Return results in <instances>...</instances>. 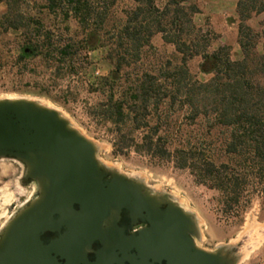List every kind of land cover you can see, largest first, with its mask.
<instances>
[{
    "label": "trees",
    "instance_id": "1",
    "mask_svg": "<svg viewBox=\"0 0 264 264\" xmlns=\"http://www.w3.org/2000/svg\"><path fill=\"white\" fill-rule=\"evenodd\" d=\"M132 1L135 6L124 10L123 18L109 24L118 0H0L7 6L0 16V29L27 35L21 59L29 55L49 61L55 55L61 65L78 54V42L47 29L42 13L61 18L64 23L76 20L85 32L81 43L87 51L105 46L104 42L99 44L101 32L111 33L108 57L115 70L104 78L102 86L103 90L108 89L103 105L107 119L118 128L130 125L143 131L140 141L131 140L135 152L172 160L176 167L190 169L201 183H218L217 189L227 194L228 205L232 206L239 202L246 178L223 180L207 155L211 145L195 137L200 148L184 132L199 119L206 122L207 132L216 128L227 131L229 136L222 143V151L241 157L244 166L264 177V52L257 49L258 34L246 24L264 11V0L239 1V42L244 53L241 60L232 59L229 45L209 51V45L201 47L202 40L191 35L196 30L193 17L200 12L197 4L166 0L160 7L156 0ZM157 34L175 46L181 55L180 63L172 66L168 62L157 74L137 71L123 90L116 89L121 70L136 65ZM195 56H202L200 72L210 76L206 81L195 79L189 70L188 62ZM176 113L185 118L179 126L172 120ZM175 133L182 140L173 148ZM119 137V142L125 144L127 136Z\"/></svg>",
    "mask_w": 264,
    "mask_h": 264
},
{
    "label": "rangeland",
    "instance_id": "2",
    "mask_svg": "<svg viewBox=\"0 0 264 264\" xmlns=\"http://www.w3.org/2000/svg\"><path fill=\"white\" fill-rule=\"evenodd\" d=\"M165 2L156 0L160 7ZM189 2L200 8L204 0ZM133 6L132 0H118L111 11L109 24L118 23L123 18V11ZM40 16L47 29L57 35L62 33L63 38H74L78 42V54L62 65L55 55L49 61L29 55L21 59L27 35L23 31L6 33L0 29V100L32 99L59 110L98 146L97 157L106 167L135 180L139 176L144 178L155 194H170L184 210L193 212L200 231V238H196L198 247L215 252L225 246L224 254L227 258L234 257L235 264H264V177L244 166L241 157L228 156L222 151L228 132L220 128L207 132L206 122L199 119L196 125L185 129L184 135L193 138L195 143L199 137L211 145L212 149L206 147L209 150L207 155L217 165L223 180L228 182V178L234 176L246 178L241 198L232 206L228 205L227 194L217 189L218 183H201L190 169L178 168L172 160L135 152L131 140L140 141L143 131L130 125L118 128L107 119L103 105L107 102L108 89L103 90L102 86L104 78L115 70L108 57L111 33L101 32L99 44L104 42L105 46L87 51L81 43L85 32L76 20L64 23L61 18L47 13ZM208 18L205 12L195 14L196 30L191 35L202 40L201 47L209 45V51L221 45L228 46L227 39L221 38ZM151 42L136 65L121 70L116 89L123 90L137 71L157 74L168 62L172 66L180 63L181 55L174 45L165 43L162 34L155 35ZM200 62V56H195L189 60L188 67L195 79L206 81L210 77L200 74ZM162 119H166L163 114ZM172 120L179 126L185 118L182 113H176ZM123 134L127 136L125 144L119 142V136ZM172 136L176 140L172 145L175 148L182 137L179 133ZM197 146L202 148L198 142ZM223 163L230 165L223 167ZM25 174V165L20 161L0 159V234L39 195L36 182H24Z\"/></svg>",
    "mask_w": 264,
    "mask_h": 264
},
{
    "label": "water",
    "instance_id": "3",
    "mask_svg": "<svg viewBox=\"0 0 264 264\" xmlns=\"http://www.w3.org/2000/svg\"><path fill=\"white\" fill-rule=\"evenodd\" d=\"M97 152L98 146L59 110L32 99L0 100V159L23 163L24 182H36L39 188L38 197L6 226L9 237L35 244L39 234L53 231L62 232L63 238L100 237L108 245L114 232L112 243L124 254L121 261L134 262L126 251L136 245V264H150V258L152 264L236 263L224 254L225 246L215 252L197 246L196 215L173 196L155 194L139 179L109 169ZM123 211L148 227L132 239L110 230ZM12 243L0 241V248Z\"/></svg>",
    "mask_w": 264,
    "mask_h": 264
},
{
    "label": "flooded vegetation",
    "instance_id": "4",
    "mask_svg": "<svg viewBox=\"0 0 264 264\" xmlns=\"http://www.w3.org/2000/svg\"><path fill=\"white\" fill-rule=\"evenodd\" d=\"M147 227L146 223L139 218L135 219L127 211H123L110 224V230L117 231L128 239L138 236ZM9 232L4 230L0 234V241L13 242L1 246V264H136L139 256L136 245L127 246V256L134 257V262L129 259L121 261L124 254L119 246L112 243L116 236L114 232L108 245H105L100 237H94L90 241L87 238L72 236L63 238L62 232L53 231L39 234L35 244H20V239L9 237ZM149 263L152 264L151 258ZM160 264L166 262L162 261Z\"/></svg>",
    "mask_w": 264,
    "mask_h": 264
},
{
    "label": "crops",
    "instance_id": "5",
    "mask_svg": "<svg viewBox=\"0 0 264 264\" xmlns=\"http://www.w3.org/2000/svg\"><path fill=\"white\" fill-rule=\"evenodd\" d=\"M240 0H204L200 12H205L211 20L212 28L222 37L226 38L228 45L231 47L233 60H241L244 58V53L239 42V25L240 19L238 16V4ZM7 6L5 3H0L1 13L6 12ZM246 24L258 34L257 49L264 52V11L250 18ZM216 50V49H215ZM202 62V56H200ZM200 62V63H201ZM200 74H203L200 72ZM204 75V74H203ZM207 76V75H205ZM210 77V76H209ZM264 82V81H263Z\"/></svg>",
    "mask_w": 264,
    "mask_h": 264
},
{
    "label": "bare ground",
    "instance_id": "6",
    "mask_svg": "<svg viewBox=\"0 0 264 264\" xmlns=\"http://www.w3.org/2000/svg\"><path fill=\"white\" fill-rule=\"evenodd\" d=\"M139 180H140L142 183H145V182H144V178H142V177H140V176H139ZM162 195H164V192H162ZM135 219H136V218H135ZM130 237H131V236H130ZM85 252H86V250H85Z\"/></svg>",
    "mask_w": 264,
    "mask_h": 264
}]
</instances>
